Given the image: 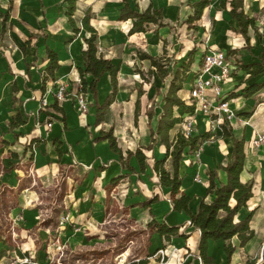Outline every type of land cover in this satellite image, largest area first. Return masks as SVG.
Wrapping results in <instances>:
<instances>
[{"label": "rangeland", "instance_id": "rangeland-1", "mask_svg": "<svg viewBox=\"0 0 264 264\" xmlns=\"http://www.w3.org/2000/svg\"><path fill=\"white\" fill-rule=\"evenodd\" d=\"M38 1L40 0H16V4L27 3L28 8L33 9L31 4H37ZM45 1L49 5L45 6L44 13L49 20H45V14H35L33 10L23 13L20 6L16 11L10 12L7 35L10 34L12 38L9 40L12 48L31 32L39 34L45 32V29L51 32L56 28L54 25L62 29V26H66L68 35L77 37L64 14L65 1ZM150 1L155 7L162 8L167 26L157 28L151 25L146 32L133 35L128 33V23L122 24L117 20L121 0H78L73 14L77 25L83 15L89 16V24L97 32L98 51L110 58L117 67L122 97L106 110V121L102 126L108 129L111 125L113 133L121 135L117 140L124 150L142 145L143 135L148 137L144 110L151 104V100L155 101L157 105L154 106L153 122L161 112V95L168 88L171 74L188 60V52L193 51L190 70L196 73L200 68V57L212 49V39L237 37L224 18L225 11H221L219 15L218 0H210L200 19L192 22L188 18L192 14L190 4L195 0H129V3L133 8L142 10ZM5 6L6 0H0V7ZM245 9L255 18L254 29H248L250 39H264V0H246ZM214 17L218 18V23ZM81 34L88 35L84 30L80 31ZM228 45L231 48L234 44ZM250 48L249 46L248 50ZM140 53L161 57V64L167 71L163 79L156 75L154 68L148 72L149 61L140 60ZM237 55H231V59L239 67L245 60ZM7 62L15 66L10 55ZM187 76L188 79L177 95L190 103L194 79L190 72ZM231 76L234 77L230 87L239 84L246 77L237 68ZM224 83L226 84L225 80L218 86L225 88ZM244 84L246 83L242 82ZM240 91L237 88V95L241 96L238 100L226 102L227 111L213 109L225 100V93L214 94L211 86L205 90L206 112L203 108L198 109L189 119L181 110H175V114L180 115L181 122L173 128L169 138L173 139L178 132L187 135L207 133L199 141L197 149L186 148L179 162L180 176L189 177L193 183L184 188L194 197L195 182L202 180L203 170L208 165L203 155L207 153V146H218L217 132L225 117L237 133L241 129L250 128L247 147L259 165L258 172L262 174L264 170V90L249 98L241 95ZM137 95L140 117L134 124L132 115ZM7 98L5 89L0 87V103H5ZM40 100L41 106L45 107L43 98ZM8 109L13 115L15 110L9 106ZM44 119L51 121L47 114ZM0 126L4 127L3 124ZM4 135L5 132L1 131L0 264H20L25 261H32L33 264H133L139 260H146L148 264H182L186 261L185 256H190L189 237L177 240V236H173L168 241L161 239L155 234L154 228L145 222L143 210L130 207V203L141 193L136 181L124 179L117 185L102 184L100 176H87L89 168L80 164L38 162L40 149L30 139L31 136L27 140L24 137H11L9 147H6L2 138ZM255 140L258 141L257 144ZM23 144L26 146L25 153L22 151ZM226 157L227 152L221 148L218 154H214L217 161L225 162ZM169 166L170 163L167 164ZM6 173L9 174L7 179L4 178ZM259 195L261 193L255 189L253 201ZM259 207L261 209L257 225L264 228V203ZM179 231L188 232L190 228L182 227ZM8 246L12 247L11 250ZM17 250L26 254L20 257Z\"/></svg>", "mask_w": 264, "mask_h": 264}, {"label": "crops", "instance_id": "crops-1", "mask_svg": "<svg viewBox=\"0 0 264 264\" xmlns=\"http://www.w3.org/2000/svg\"><path fill=\"white\" fill-rule=\"evenodd\" d=\"M149 3L152 4L151 1ZM245 3L246 0H243V11L244 13L248 14L247 10L245 9ZM65 4L66 6L64 11H66V7H67L66 2ZM148 4L143 9H145L148 6ZM218 4H219V0H218ZM31 5L33 9H29L27 3L19 2L17 5L16 0H13L12 7L8 12H7V1H6V6L4 8L0 7V75L2 78V80L0 78V87H3L5 89L6 94H8V98L4 101L5 103H0V124L4 125V127L0 126L1 129L0 132L1 131L5 132V135L2 137L5 140L4 144L7 145L6 147H9L8 142L10 140L9 138L11 137L18 136L20 138L24 137V139H26L28 136H31L30 139L33 140L35 146L41 150V151L39 150L38 162L45 161L49 163L51 161H60L68 164L71 163L80 164L84 167L89 168V171L87 172L88 173L87 176L91 174L93 175L96 174L100 176V182L102 184L105 183L111 184V181L119 176H122L120 180L127 179L130 180L131 182L136 181L139 184V187L141 188V193L139 194L137 199H134L132 203H130V207L142 209L145 222L147 223L152 218H154L158 223L164 221L169 226L178 225L179 228L186 226L190 228V231L188 232H182L178 230L179 233L174 236H177V238H175L177 240H181L187 237L190 238L188 240L190 243V245L188 246L190 248V256H185L186 261L184 263L189 262L190 264H202V261L198 256V250L196 248L197 241L199 239V231L193 229V227L190 225V222L188 221L187 215L184 212L172 210L170 203V196H169V188L159 184V178L157 174L152 170V164L155 160L165 158V146L163 144L156 143L152 150L143 149V152L148 157L146 159L147 164L143 172L139 170V165L137 163L136 158L134 156H131L128 163L135 170L134 173H131L127 168H123L121 166L118 154L113 152L109 148L107 140L105 139L98 141L94 140L95 137L99 136L100 131H106L109 128L112 129V135L116 138V140L117 137L119 138L121 136V135H115L113 133V128L111 125L108 129H104L102 123L106 121L105 120L106 110L109 108V106L112 105V103L118 101V98L122 97V93L119 92V86L117 80V91L114 96V99L105 109L103 120L99 124H95L96 109L94 103L95 101H97L99 104L103 103L104 99L111 90V85H110L109 75L105 73L96 83V90H97L96 99L93 97L87 86L83 91L80 90L82 85H81V80L80 82H77L78 81L77 79H80L78 68L79 67L84 68L83 60L81 58V51L85 49L86 46L84 42V37H87L89 33L84 30L86 33H88V35H83V34L80 35V31L83 30L82 28H80L78 32H73L77 34L76 35L77 37H72L68 35L69 31L66 26H62L63 27L62 29L59 28L60 26L54 25L53 27L56 28H53L51 32L47 31L48 29L44 30L45 32L48 33L41 32L37 34L31 32L28 37H24L23 39L17 41L16 46L14 48L11 47V42L9 40L12 38L10 37V34L7 35L8 33L7 20L9 18L10 12L12 10L16 11L20 6L19 9L23 13H28L29 10H33L35 14L41 13L44 16L45 14L44 8L49 4H47L45 0H40L37 2V4H31ZM152 6L154 8H161V7H155L153 4ZM207 7L208 6H206L205 8ZM218 10H219L218 11L219 15L221 11H225L224 18L225 20H228L227 21L228 25L232 28L234 32V36L237 37L234 39H212L211 40L212 46L210 48L212 49L217 48L219 50L226 51V53L228 49H235L234 54H229V55H235L237 53L238 54L237 56L244 58L245 61L243 62V64L258 62L261 54L262 57H264V39H250V34L247 31V35L249 39L248 41H245V39L240 34H237L235 32V30L237 29V22L231 18L230 14L228 13V9H221L220 6L218 5ZM6 13L7 16L4 18L3 15ZM214 19L218 23V18L214 17ZM45 20H49V19L46 17ZM118 21L121 22L122 24L128 23L129 28L131 26L130 19L124 21H120V20ZM70 26L68 28H70ZM248 29H251V27H249ZM230 43L234 44L233 45L234 47L229 48L228 44ZM3 44H5V47L7 46V48H5ZM249 46L251 47L249 49L250 51L248 50ZM22 47H24L25 49L24 52L22 51ZM46 47L56 52L59 68L56 71H54L53 78H48L45 81L44 85H42L41 81L43 76L45 75V67L48 64V59L45 52ZM97 49H98V44H97ZM98 53L100 52L98 51ZM9 55L15 61L14 67L10 62H7V58H9ZM1 61H3L4 65ZM152 68L153 67L150 66L149 68L150 72ZM239 71L244 73V71L241 68H239ZM155 72L156 75L160 77L157 71ZM189 72L191 73L192 75L191 78L193 79L192 71L189 70ZM83 77L85 79L86 84H88L91 81L90 75L84 74ZM258 78L261 79L258 80ZM187 79L188 76L186 75V79L184 80V82H186ZM262 81H264V73L259 74L255 77L248 78L246 83H254V82L260 83ZM98 83L99 86L97 87ZM58 84H64L65 87L64 99L63 101H58V104L62 107L63 110V123L61 122L62 120L61 115L48 107L54 101V97H55L54 91ZM13 85L16 87V90L14 92L12 91ZM239 89L241 90V88ZM180 90H182V88ZM260 90H264V87L260 88L258 91ZM79 92L82 93V95L86 98L88 102L87 113H80L75 108L74 98ZM241 92L242 91H240V93ZM252 95H250L249 97H251ZM224 96L226 97V94ZM239 97L241 96L236 94L233 98L228 99V101L231 100L230 102H234L238 100ZM249 97H245V98H249ZM42 98L45 100V105H44L45 107L41 106L42 102L40 99ZM180 98L183 101H185L184 98L182 97ZM137 99L139 101V95H137V98L134 101V108L132 115L134 124L137 123V120L140 117L139 116L140 105H139L138 115L136 119L134 118L135 102ZM155 105L157 104L155 103ZM8 106L9 108L15 110L13 115L17 110L21 113L22 120L24 121L23 124L18 125L12 129H8V124L13 117V115L10 112H8L10 111L8 109ZM148 107L144 110V112H146ZM176 109L181 110L183 114H186L184 105L174 106L173 116L176 117L180 116L175 114ZM45 113L49 115L51 119V121H49L51 122V126L49 128L46 127V123H48V121H45L44 119V116L46 115ZM144 115L147 118L145 113ZM157 117L154 118L153 122L151 119L152 127H154ZM179 124L180 123H177L175 126ZM146 125L148 130V137L143 135L144 143H142V145H139L137 147H145L147 144L150 143L149 127L147 124V119H146ZM230 126L235 136L244 138L245 160L239 178L242 182L251 180L253 183L251 189L252 196L249 198V200H247L246 206L239 209L237 214L234 216V221H238L245 218L249 214V212L252 211V216L248 226L253 231V236L243 246L238 245V239L236 236L231 237L229 240L209 239L207 242V254L212 257V264H264V257H262V250H264V228H261L259 224L257 225L258 214H260V209H261L259 206L261 203H264V184H262L264 183V170H262V174L258 172L259 165H257L253 156L250 155L251 150H249V148L247 147L248 138L249 135L251 134L250 128L241 129V131L237 133L235 128L232 125ZM173 128L169 131V134L173 130ZM218 129H219V131L217 132V134L219 135V139L217 140L218 146H215L214 148L212 146H207L206 149L207 153L203 155L208 165L206 169L203 170L204 176L202 180H200L199 182H195V197L189 194L187 192V189L184 188V186L186 185L189 186L193 184L191 179L189 177H182L179 174V177H181V185L179 190L188 194L191 197V200L189 202V207L192 212L196 211L198 201L201 197L204 196L205 200L207 201L212 198V192L205 195V189L207 185L206 171L208 169H216L218 165H224L225 162H227L230 157L232 140L230 137H222L221 128L219 127ZM141 130L143 131L142 126H141ZM169 140H172V137H170ZM117 144L122 149L121 145H119L118 143V140H117ZM22 147H23L22 151L23 153H25V149H26L25 144H23ZM219 148L227 152V157L225 159V162H221L220 160L217 161L214 158V154L215 153L218 154ZM134 149L129 148V150H134ZM126 150L127 149L125 150L122 149L123 155H125ZM13 156H16V154L13 153ZM168 163H170V160L166 159L163 163V167L169 169L170 166L167 167ZM178 172H179V168H178ZM8 175L9 174L6 173V176L4 178L7 179ZM224 180H225V173L222 170L217 169V182L218 181L221 182ZM255 189H257L261 193V195H259L256 201H253L254 199L253 194L255 193ZM153 196H156L157 200L151 203L148 207H141L137 205L138 203L143 202L145 199L152 198ZM129 200L132 199L129 198ZM155 234L158 235V233L156 232ZM181 234L186 235V237H182ZM160 238L163 239L162 237ZM1 242L3 245L4 244L3 241ZM227 243H231L233 246H235V250L230 255L229 261L227 260L226 254L224 252V245H226ZM11 248L12 247L8 246V249L11 250ZM1 254L5 255V252L1 251ZM133 264H138V261ZM144 264H148L146 260Z\"/></svg>", "mask_w": 264, "mask_h": 264}, {"label": "trees", "instance_id": "trees-1", "mask_svg": "<svg viewBox=\"0 0 264 264\" xmlns=\"http://www.w3.org/2000/svg\"><path fill=\"white\" fill-rule=\"evenodd\" d=\"M7 1V12L12 7L13 0ZM78 0H65L67 3L65 15L68 23L71 25L73 32H78L80 28L89 33L87 37H84L86 44L85 49L81 51V58L83 60L84 68L79 67V77L81 80V89L84 90L87 86L89 91L96 99L97 90L96 83L106 73L109 75L111 90L106 96L102 104L95 101V124H99L103 120L105 109L114 99L117 91V67L113 64L110 58H105L98 53L97 49V32L89 24V16L83 15L79 19V25L73 19V14L76 10V2ZM122 6L119 8L117 19L124 21L131 20V26L128 30L129 34L146 32L151 25L158 28L166 26L163 21V11L161 8H154L151 3L143 10L133 8L129 4V0H121ZM210 0H195L190 4L192 14L189 16L188 21L199 20L203 9L208 6ZM219 6L221 9H228V13L231 18L237 22V29L235 32L240 34L245 41H248L247 35L248 28H254L255 19L252 16L244 13L243 0H219ZM4 18L7 13L3 15ZM27 43V42H26ZM24 47L22 51L24 52ZM46 56L48 64L45 67V75L42 78L41 84L44 85L48 78H53L54 71L59 68L57 61V54L55 51L46 47ZM235 49H228L227 54H234ZM193 51L188 53V60L182 63L181 66L175 69L171 74L168 88L166 92L161 96L162 104L160 105L161 112L158 115L154 127L151 125V119L154 115L155 102L152 101L145 114L147 116V124L149 127L150 143L145 147H137L134 150L127 149L125 155H123L122 149L118 146L116 138L112 135V129L109 128L106 131H100L99 136L94 140H107L109 148L118 154L121 166L127 168L131 173H134V168L128 163L131 156H134L139 165V170L144 171L146 167V159L148 158L143 149L152 150L156 143L163 144L165 146V158L155 160L152 164V170L157 174L159 178V184L169 188L170 203L173 211L184 212L190 225L194 230L199 231V239L197 241L198 256L200 257L202 264H212V257L207 254V242L211 240H229L231 237L236 236L238 239V245L243 246L253 236V231L249 228L248 224L252 216V211L249 214L238 221H234V216L237 214L240 208L246 206L247 200L252 196V181L242 182L239 175L243 169L245 154H244V138L235 136L231 130V126L228 123V119L224 118L223 123L219 124L221 128L222 137H230L232 140L230 157L224 165H218L216 169H208L207 185L205 189V195L212 192V198L205 200L204 196L198 201L197 209L192 212L189 207L191 197L180 191L181 177H179V162L182 159V155L186 148L194 149L198 147L201 138L207 136V133L203 132L196 135H186L184 132L176 133L172 140H169V131L177 124L181 122L180 117L173 116L174 106H185L186 113L193 114V106H188L184 101L178 97L177 92L182 88V84L186 79V75L190 70V65L193 62ZM141 60L147 59L150 66L155 68L158 75L164 78L166 70L161 64V57H155L147 53H140ZM202 63V57L199 59L198 65ZM246 74L245 79L241 83L236 84L232 90L226 93L225 100L233 98L237 93V88H241V95L249 97L260 88L264 87V81L260 83H246L248 78L255 77L264 73V57L262 54L258 62H252L248 64H239ZM150 72V69L148 70ZM84 74L91 76V81L86 84ZM181 77V75H183ZM242 82L246 84L242 85ZM16 87L12 86L14 92ZM14 98V97H13ZM52 110L59 113L62 117L63 123V110L58 104V100L54 97L53 103L49 106ZM139 111V101L135 102L134 118L136 119ZM21 113L17 110L12 117V120L8 124V129H12L18 125L23 124ZM166 159L170 160V168L163 167V163ZM166 165V164H165ZM217 169L222 170L225 173V180L217 182ZM122 176H119L111 181L112 185H117ZM157 200L156 196L145 199L143 202L138 203V206L148 207L151 203ZM148 226L154 228V231L158 233L160 237L168 241L171 236L177 235L179 226H169L164 221L158 223L152 218L148 223ZM182 237L186 235L181 234ZM235 250V246L231 243L224 245V252L227 260L229 261L230 255ZM17 254L23 257V254L17 250ZM262 257H264V250H262ZM145 260H139L138 264H144ZM20 264H33L32 261H25ZM161 264H166L162 262ZM182 264H190L182 263Z\"/></svg>", "mask_w": 264, "mask_h": 264}, {"label": "built area", "instance_id": "built-area-1", "mask_svg": "<svg viewBox=\"0 0 264 264\" xmlns=\"http://www.w3.org/2000/svg\"><path fill=\"white\" fill-rule=\"evenodd\" d=\"M201 57H202V63L200 64V68H198V71L196 73L195 71H192L193 79H194L193 86L190 92L191 94L190 98L192 101L190 103L184 101L186 105L193 106V114H188V113L185 114V116H189V119H191V117L195 115V112L198 109L203 108V110L206 112L205 90L207 87L211 86V89L214 90V94L217 95H221L222 93L225 94L228 93L230 90L234 88V86L230 87V85H233L232 82L234 77V76L230 77V74L235 73L236 68L237 70H239V67H237L236 65V61L231 59V55L227 54L226 51L219 49L218 50L211 49L207 51L204 55L202 54ZM77 80H78L77 82H80V79ZM224 80L226 81V84L225 83L223 84L225 85V88L223 86L222 88L219 87L218 85L222 84ZM54 92L57 100L63 101L65 94L64 84H58ZM227 101L228 100H224L220 102L213 109L217 111L220 110L222 112L227 111V103H226ZM74 103H75V108L78 112L87 113L88 102L81 92L77 93V95L75 96ZM43 105H45L44 99H43ZM50 126H51V122L46 123L47 128H49ZM257 143L258 141L255 140V144ZM198 147H196V149Z\"/></svg>", "mask_w": 264, "mask_h": 264}]
</instances>
